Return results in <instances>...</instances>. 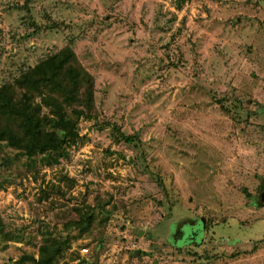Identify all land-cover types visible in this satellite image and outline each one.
<instances>
[{
    "label": "rangeland",
    "instance_id": "374dc122",
    "mask_svg": "<svg viewBox=\"0 0 264 264\" xmlns=\"http://www.w3.org/2000/svg\"><path fill=\"white\" fill-rule=\"evenodd\" d=\"M66 47L96 120L0 145V264H264V0H0V86Z\"/></svg>",
    "mask_w": 264,
    "mask_h": 264
},
{
    "label": "trees",
    "instance_id": "16d2710c",
    "mask_svg": "<svg viewBox=\"0 0 264 264\" xmlns=\"http://www.w3.org/2000/svg\"><path fill=\"white\" fill-rule=\"evenodd\" d=\"M93 120L95 78L80 63L72 47L42 59L34 67L22 70L12 82L0 86V145L15 140L18 152L29 161L38 158L43 165L53 166L68 160L72 146L85 139L80 133L81 121ZM111 126L118 142L135 141L116 125ZM64 180L75 183L69 177ZM55 188L66 197L61 187L55 185L52 189ZM78 212L80 221L72 225H82L87 230L94 215L90 208L87 213ZM4 230L0 215V235ZM177 238H181V233ZM31 260L33 264H52Z\"/></svg>",
    "mask_w": 264,
    "mask_h": 264
},
{
    "label": "flooded vegetation",
    "instance_id": "af4514ba",
    "mask_svg": "<svg viewBox=\"0 0 264 264\" xmlns=\"http://www.w3.org/2000/svg\"><path fill=\"white\" fill-rule=\"evenodd\" d=\"M185 231H186L185 228H183L182 231H180V233H181V238L179 239V241H181L182 236L184 235V232H185Z\"/></svg>",
    "mask_w": 264,
    "mask_h": 264
},
{
    "label": "built area",
    "instance_id": "2783aa9c",
    "mask_svg": "<svg viewBox=\"0 0 264 264\" xmlns=\"http://www.w3.org/2000/svg\"><path fill=\"white\" fill-rule=\"evenodd\" d=\"M83 253H84V254L89 253V249H87V248L83 249Z\"/></svg>",
    "mask_w": 264,
    "mask_h": 264
},
{
    "label": "water",
    "instance_id": "95a60500",
    "mask_svg": "<svg viewBox=\"0 0 264 264\" xmlns=\"http://www.w3.org/2000/svg\"><path fill=\"white\" fill-rule=\"evenodd\" d=\"M139 254H140V251H136V252L134 253L135 256H137V255H139Z\"/></svg>",
    "mask_w": 264,
    "mask_h": 264
},
{
    "label": "crops",
    "instance_id": "0c3cea01",
    "mask_svg": "<svg viewBox=\"0 0 264 264\" xmlns=\"http://www.w3.org/2000/svg\"><path fill=\"white\" fill-rule=\"evenodd\" d=\"M181 230H182V229H181ZM181 230H180V231H181Z\"/></svg>",
    "mask_w": 264,
    "mask_h": 264
}]
</instances>
